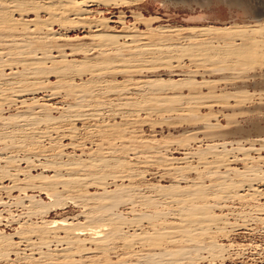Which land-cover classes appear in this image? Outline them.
<instances>
[{"label": "bare ground", "instance_id": "6f19581e", "mask_svg": "<svg viewBox=\"0 0 264 264\" xmlns=\"http://www.w3.org/2000/svg\"><path fill=\"white\" fill-rule=\"evenodd\" d=\"M121 4L0 0V179L13 183L0 191L21 195L0 200V227L18 226L14 235H3L0 229V264H219L226 247L215 233L228 226L264 229V210L217 214L231 202L264 199V190L253 188L264 184V169L251 157L264 150V140L258 141L261 149L224 141L205 149L185 146L182 158L161 159L170 151L167 145L137 142L128 127L136 126L141 116H176L198 123L207 97H190L189 91L183 100L179 92L196 84L183 74L161 83L148 79L122 84L114 78L183 69L186 61L208 73L222 70L227 62L245 69L250 61L264 58V41L256 38V30L233 27L199 32L200 38L213 32L232 34L216 42L179 40L176 34L183 33L168 28L137 33L115 12ZM39 12L47 19L35 15L24 20ZM94 15L100 19L89 21ZM259 15L256 22L264 18ZM56 25L61 29L53 34ZM66 25L88 29L90 44L69 48L51 42L69 40L61 32ZM114 26L122 30L115 32ZM218 64L223 65L215 67ZM172 90L180 91L169 94ZM115 119L125 123H111ZM209 124L204 122L202 129L212 128ZM85 135L99 138L100 145L93 143L86 150ZM133 138L137 145H129ZM238 162L243 168L233 167ZM23 163L25 170L17 168ZM35 167L41 173L31 175ZM153 167L169 175L170 184L139 183ZM245 191L252 193L241 194ZM69 205L77 208L76 215L49 220L54 211Z\"/></svg>", "mask_w": 264, "mask_h": 264}, {"label": "rangeland", "instance_id": "374dc122", "mask_svg": "<svg viewBox=\"0 0 264 264\" xmlns=\"http://www.w3.org/2000/svg\"><path fill=\"white\" fill-rule=\"evenodd\" d=\"M121 8H117L115 10L116 13H122V17L125 18V22L127 26H135L137 28V33H148L147 29H159V28H168L173 31H180L181 35L176 34L177 37H182V40H186L188 37H192L193 39L198 38L206 39L207 41L213 40H224V37L228 39L233 38L228 33L226 34H218L213 32L212 35L199 37L201 36L202 29H227V28H248L249 30H256L257 34H255L256 38H261L260 40L264 41V18L260 22H256L254 17L256 14H260L259 16H264V0H120ZM127 3V4H126ZM129 4V5H128ZM101 11L106 8H100ZM100 11V10H99ZM108 18L109 15L104 13ZM35 15H39L43 20L47 19V15L44 13L31 14L27 17H24V20L29 21L34 18ZM96 17V18H94ZM99 17V18H98ZM18 18V17H17ZM74 18L73 16L71 17ZM143 18V19H142ZM100 19L99 15H94L91 17L89 21H94ZM138 19V20H137ZM139 20H143L142 22ZM140 22V23H139ZM137 23V24H136ZM67 27L62 28L61 32L67 36L69 40H52L54 44H66L67 47L90 44V38L88 37V29L82 28L81 26L72 27L70 25H66ZM70 26V27H69ZM113 27V26H112ZM115 28V26H114ZM261 28V29H260ZM61 29V28H60ZM59 26H54L52 32H60ZM66 29V30H64ZM116 30V31H115ZM115 30H110L111 32H117L122 29L115 28ZM252 30V31H253ZM68 31V32H67ZM259 31V32H258ZM200 32V33H199ZM215 33V34H214ZM198 35V37H197ZM59 35H57L58 37ZM194 36V37H193ZM235 36V35H233ZM176 37V36H174ZM171 37L174 42H179L178 38ZM212 37V38H211ZM233 39L237 43L239 42V38ZM234 37V38H235ZM217 38V39H216ZM220 38V39H219ZM223 38V39H221ZM171 39V40H172ZM211 39V40H209ZM216 39V40H215ZM170 40V39H168ZM172 40V41H173ZM227 40V39H225ZM171 41V43H172ZM181 42V41H180ZM182 43V42H181ZM264 50V48H263ZM69 52L68 50H66ZM82 56H76L75 58H81ZM258 60V61H257ZM187 62V61H186ZM184 63L183 69H175L169 71L168 69L157 70L151 73H143V75H132L128 76H118L116 78L117 82L124 84L132 83L133 81L139 82L143 80H151L161 83V80H178L179 74L186 75L185 77L192 82L194 85L188 87L187 89L171 91L169 94H178L184 97L183 100L188 99L191 92L190 97H203L206 102L203 108H200L198 112V120L196 123L192 120L188 123V121H183L176 116L168 118L167 116L152 118L149 120L145 118V116H141L139 122L136 126H126L129 130H132L131 136L136 137V141H141L143 139L152 140L158 142V146L170 148L169 153L162 155L161 159H170V158H182L183 148L185 146H191L195 149H205L207 144H218V143H241L246 148H249L250 145H255L256 149H261L260 143L258 142L260 139L264 140V58H257L254 61H250L245 69L236 65L232 62H227V68L223 67V64H220L222 70L217 72L209 71L206 72V69L200 68L196 69L189 62ZM257 62V63H256ZM231 63V64H230ZM259 63V64H258ZM219 64L215 67H219ZM250 65V66H249ZM236 66L234 69L233 67ZM238 66V68H237ZM186 68V69H184ZM240 68V69H239ZM224 69V70H223ZM208 70L210 67L207 68ZM198 73H193V72ZM189 72V73H188ZM191 72V73H190ZM214 72V74H213ZM195 74V76H194ZM146 75V76H145ZM125 78V79H124ZM161 79V80H160ZM111 80V78H110ZM127 80V81H126ZM129 80V81H128ZM132 80V81H131ZM139 80V81H138ZM51 81H54L52 79ZM131 81V82H130ZM198 83H204L203 85H199ZM191 84V85H192ZM207 85V86H206ZM195 86H198L197 88ZM191 88V89H189ZM195 88V89H194ZM201 88V89H200ZM195 91H194V90ZM190 91V92H189ZM183 93V94H180ZM195 95H194V94ZM197 93V94H196ZM173 94V95H174ZM193 94V95H192ZM116 97V96H115ZM114 96H110L112 99H117ZM130 98L134 96L129 95ZM215 100V101H214ZM235 101V102H234ZM42 103H46L43 102ZM40 101V104H42ZM213 103V104H212ZM227 103V104H226ZM226 104V105H225ZM213 106L209 108V106ZM229 107V108H228ZM212 110V111H211ZM15 109L12 108V112ZM164 118V119H161ZM209 121V125L212 128L209 130L202 129V124ZM203 121V122H200ZM123 124L122 120L115 119L112 120L111 123ZM192 122V123H191ZM183 123V124H182ZM202 123V124H201ZM86 125L91 124V122L85 123ZM182 125V126H181ZM200 125V126H199ZM81 128V124L78 126ZM133 129H132V128ZM214 127V129H213ZM218 128V129H217ZM202 129V130H201ZM221 131V132H220ZM230 131V132H229ZM212 135V136H211ZM84 137V140L87 141L86 150H89L94 143L95 145H100L99 138H87ZM133 138V139H134ZM207 138V139H206ZM89 140V141H88ZM212 141V142H211ZM224 141V142H223ZM99 142V143H97ZM133 142V143H132ZM129 142V145H137V142L134 141ZM135 142V143H134ZM201 142V143H200ZM208 142V143H207ZM215 142V143H214ZM189 143V144H188ZM250 143V144H249ZM64 145L68 144V141L63 142ZM93 144V145H94ZM177 144V145H176ZM194 145V146H193ZM204 145V146H203ZM182 146V147H181ZM200 146V147H199ZM182 148V149H181ZM63 149V148H62ZM92 149V148H91ZM181 149V150H179ZM64 152H71L69 148L63 149ZM260 154V155H259ZM252 152L251 157L257 164H260L262 169H264V150L261 152ZM166 156V157H165ZM262 156V158H261ZM261 158V159H260ZM235 168H243L240 162L233 165ZM17 168L21 170H25L27 168L26 164H19ZM35 169V170H34ZM149 170V168H144V170ZM154 171H153V170ZM28 170V169H26ZM31 175H38L41 170L36 167L31 169ZM151 171V172H150ZM146 175L145 178H142L139 183L143 185H163L167 186L172 181L169 175L164 176L161 172H159L158 168H151ZM262 175V174H261ZM11 180L0 179V187H10L13 183ZM254 189L264 190V184L254 185ZM33 193V194H32ZM36 191H29V195H35ZM252 192L245 191L241 192V194H250ZM17 192H8V191H0V200H4L5 202L11 201V198H20ZM45 201L47 200L44 195L40 196ZM36 199H39L36 197ZM248 199V198H247ZM243 204V201L239 202H231L228 203V208H224L217 211L218 215H225L229 213H239L240 211L249 212V214L256 212H260L264 210V199H260L259 201L256 199H248ZM254 200V201H253ZM255 201H257L255 203ZM250 205H248L249 203ZM235 203V204H234ZM242 203V204H241ZM247 204V207H245ZM234 205V206H233ZM243 205V207H242ZM253 206V208H251ZM255 206V207H254ZM257 206V207H256ZM247 208V209H246ZM246 209V210H244ZM252 209V210H250ZM258 209V210H257ZM2 210V208H0ZM238 211V212H236ZM251 211V213H250ZM256 211V212H255ZM78 212L77 208L72 207L71 205L64 207V209H58L53 212V215L49 220L51 221H60L63 219H70L72 216L76 215ZM229 212V213H228ZM17 214L14 213V215ZM74 214V215H73ZM260 214V213H256ZM8 214H4L3 216H7ZM255 216V215H254ZM231 223L235 222L234 220L230 221ZM240 222V221H238ZM237 224V223H236ZM240 224V223H238ZM18 226L15 224L13 227H0L3 231V235H14L15 230ZM261 226L252 225L251 228H239L232 229L231 226L221 230L219 233H215L214 236L219 244L224 245L226 247V251L224 252V259L219 264H264V229ZM233 230V231H232ZM236 230V231H235ZM259 231V232H258ZM220 240V241H219ZM17 242V239H15ZM200 264H210L209 261L201 262Z\"/></svg>", "mask_w": 264, "mask_h": 264}]
</instances>
